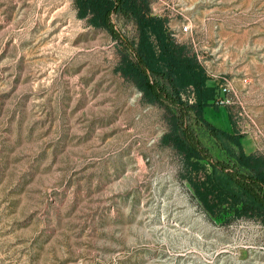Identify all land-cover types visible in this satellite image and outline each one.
I'll list each match as a JSON object with an SVG mask.
<instances>
[{
    "label": "rangeland",
    "instance_id": "rangeland-1",
    "mask_svg": "<svg viewBox=\"0 0 264 264\" xmlns=\"http://www.w3.org/2000/svg\"><path fill=\"white\" fill-rule=\"evenodd\" d=\"M151 1L209 78L231 80V102L206 119L264 155V0ZM110 22L119 37L74 0H0V264H264V222L203 208L161 140L168 102L145 101L116 69L135 24ZM184 118L203 150L190 176L234 163Z\"/></svg>",
    "mask_w": 264,
    "mask_h": 264
},
{
    "label": "trees",
    "instance_id": "trees-1",
    "mask_svg": "<svg viewBox=\"0 0 264 264\" xmlns=\"http://www.w3.org/2000/svg\"><path fill=\"white\" fill-rule=\"evenodd\" d=\"M150 2L74 0L78 17L86 18L91 25L104 27L114 38L119 34L110 22L111 13L121 14L135 24L137 35L131 43L132 54L122 52L116 69L142 92L145 101L164 105V101L168 102L165 105L169 112L168 130L161 140L182 156L185 177L203 208L211 215L227 213L224 220L259 218L264 222V155L246 153L240 141L241 133L228 131L206 119L204 108L217 106L214 103L216 87L207 82L209 77L195 55L175 41L167 19L152 14ZM188 87L192 88L193 94L190 103L182 98ZM190 110L234 158L232 165L212 162L211 170L203 176H190L193 172L198 174L199 159L203 157L201 146L185 123L184 115ZM224 138L233 141L238 151L223 143Z\"/></svg>",
    "mask_w": 264,
    "mask_h": 264
},
{
    "label": "built area",
    "instance_id": "built-area-1",
    "mask_svg": "<svg viewBox=\"0 0 264 264\" xmlns=\"http://www.w3.org/2000/svg\"><path fill=\"white\" fill-rule=\"evenodd\" d=\"M182 31H188V25L185 24L181 27ZM214 85L216 87V96L214 103L217 105H224L230 103V99L226 96L227 93L232 89L231 80L225 76L214 78Z\"/></svg>",
    "mask_w": 264,
    "mask_h": 264
},
{
    "label": "crops",
    "instance_id": "crops-1",
    "mask_svg": "<svg viewBox=\"0 0 264 264\" xmlns=\"http://www.w3.org/2000/svg\"><path fill=\"white\" fill-rule=\"evenodd\" d=\"M160 1H161V3H158V4H163V0H160ZM158 7H159V6H158ZM158 7H156V5H154V4L152 3V1L150 2V8H151V12H152V14L157 15V16L165 17L164 13H161V8H158ZM165 18H166V17H165ZM167 25H168V23H167ZM168 28H169V25H168ZM172 34H173V33H172ZM207 82H208L209 84H214L215 79L211 77V78L208 79ZM210 107H212V106H207V107H205V108H204V112H206ZM216 125H217V124H216ZM217 126H219V127L225 129L224 126H220V125H217ZM243 138H244V137H243ZM247 143H248V142H247ZM241 144H242V147H243V149H244V146H245L244 141H241ZM247 147H248L247 149H244L246 153L254 152V149H252V145H249V144H248Z\"/></svg>",
    "mask_w": 264,
    "mask_h": 264
}]
</instances>
